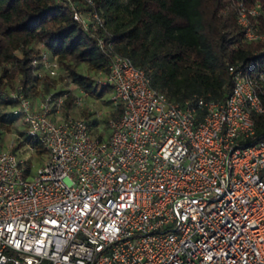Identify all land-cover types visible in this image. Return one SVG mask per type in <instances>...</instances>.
Masks as SVG:
<instances>
[{"label": "built area", "instance_id": "1", "mask_svg": "<svg viewBox=\"0 0 264 264\" xmlns=\"http://www.w3.org/2000/svg\"><path fill=\"white\" fill-rule=\"evenodd\" d=\"M70 2L86 28L104 25ZM234 7L247 39L264 40L261 3ZM99 44L111 61L96 80L122 106L108 134L83 117L53 118L67 93L38 107L11 93L46 152L33 173L0 143V264H264V137L254 119L264 112V66L229 63L226 99L180 101L105 37ZM41 61L58 74L56 58L43 51Z\"/></svg>", "mask_w": 264, "mask_h": 264}, {"label": "trees", "instance_id": "2", "mask_svg": "<svg viewBox=\"0 0 264 264\" xmlns=\"http://www.w3.org/2000/svg\"><path fill=\"white\" fill-rule=\"evenodd\" d=\"M71 1L87 16L97 13L104 25L94 30L90 22L86 28L74 17L70 0H0L1 118L9 116L13 121L21 115L15 112L19 103L11 96L14 91L21 90L29 98L63 94L53 91L54 77L41 61L43 51L50 59L56 58L83 91L103 97L111 86L80 70L86 65L102 75L109 71L110 55L99 44L102 36L106 47L129 56L147 71L154 87L180 101L200 96L226 99L233 85L229 63L244 68L250 63L257 69L264 66V40L247 39L237 21L234 0ZM246 1L261 3L264 9V0ZM256 22L264 32V15ZM35 59L39 61L36 65ZM65 101L69 104L72 98ZM6 107L10 110L2 111ZM121 112L119 105L111 115L118 117ZM85 119L97 131L101 118ZM254 119L260 139L264 137V112L256 113ZM26 134L19 145L26 143L35 152H46L27 130Z\"/></svg>", "mask_w": 264, "mask_h": 264}, {"label": "rangeland", "instance_id": "3", "mask_svg": "<svg viewBox=\"0 0 264 264\" xmlns=\"http://www.w3.org/2000/svg\"><path fill=\"white\" fill-rule=\"evenodd\" d=\"M39 47H42L41 44H38ZM80 70L86 74L90 75L95 79H99L104 77V75L99 74L95 71L89 70L86 65H83ZM43 74L46 71H42ZM48 72V69H47ZM54 77V92L62 93L66 92L68 99L71 97L72 101L69 104L64 102L62 107V112L60 114L52 111L51 116L55 119L63 118L64 116H75V117H85L88 119H95L97 115H100V120L98 127L99 130L97 133L94 130V134H108L110 132L109 126L107 124V117L111 114L112 108H114V104L110 102L111 98V90L105 92L103 97H96L94 95H90L83 91V89L76 83L72 82L70 78L67 77V74L60 67L58 69V74ZM47 94H40L34 98H31L34 106H39L41 101L44 100ZM77 97H81V103H77L75 100ZM3 106V105H2ZM10 110V108H4L2 111ZM0 113V143L7 149H11L17 152L20 156L29 160L32 165L33 173L37 172L38 169L43 164V158L45 157L44 153H38L32 151L31 148L25 143L23 145H19L20 141H24V136L26 134V124L24 123L22 116H17L16 119L12 121V119L7 116L6 118H1Z\"/></svg>", "mask_w": 264, "mask_h": 264}]
</instances>
